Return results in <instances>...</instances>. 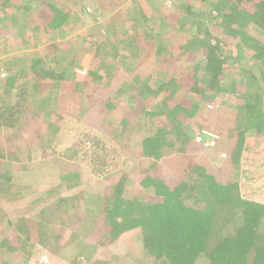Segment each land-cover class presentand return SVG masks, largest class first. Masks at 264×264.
<instances>
[{"label":"trees","instance_id":"16d2710c","mask_svg":"<svg viewBox=\"0 0 264 264\" xmlns=\"http://www.w3.org/2000/svg\"><path fill=\"white\" fill-rule=\"evenodd\" d=\"M95 1L99 6L94 11L108 14L100 6L105 0H89ZM134 1L138 5L123 25L126 32L110 34L106 41L87 36L96 42L91 50L97 55L92 75L79 82L68 74L79 52L64 36L85 12L82 0H0V46L18 39L38 41L35 47L48 54L45 58L37 52L32 70L19 75L15 69L20 62L14 58V69L5 66L11 74L0 75V134L6 141L0 146V163L12 160L9 166L15 169L0 173L1 184L24 176L14 162L20 153L13 135L25 130L27 117L35 122L36 143L50 138L53 133L48 131L67 117L90 127L107 117L108 135L117 143L118 132L150 123L154 129L131 141L148 164L137 163L135 155L128 171L107 177L109 191L93 197L100 202L97 221L82 224L87 212L91 214L89 204L97 207L98 201L87 200L81 207L85 210L77 211L70 209L76 196L62 198L64 210L58 219L47 206L41 217L21 218L14 231L0 237V264H8L16 254L10 238L28 254V247L32 250L36 244L56 252L75 249L79 242L101 251L132 235L138 236L151 264H264V203L242 195L243 186L264 187V72L227 67L232 63L226 53L231 41L225 37L238 39L233 49L240 54L245 50L256 66L258 61L264 65V38L250 29L254 26L264 35V0H211L208 12H193V0H186L175 12L166 8L160 18L145 13L142 0ZM155 18L174 26L170 36L150 29ZM113 40L119 44L110 48ZM146 64L155 66L150 74L143 71ZM15 85L19 93L11 102L6 99L8 88ZM182 90L187 93L179 97ZM223 91L224 103L233 109V125L217 122L213 127L204 121L199 130L190 118L214 108ZM34 108L39 112L30 117ZM188 128L198 129L195 139ZM204 131L225 138V156L198 141ZM77 214L81 221L73 227ZM80 262L76 257L70 264ZM90 264L109 263L93 259Z\"/></svg>","mask_w":264,"mask_h":264},{"label":"rangeland","instance_id":"374dc122","mask_svg":"<svg viewBox=\"0 0 264 264\" xmlns=\"http://www.w3.org/2000/svg\"><path fill=\"white\" fill-rule=\"evenodd\" d=\"M106 1L101 2L100 5L101 7H106L108 14L105 15V13L94 11L99 6L96 1V4H92L89 0H82L85 12L83 14L80 13L79 18L72 23V26L64 36L73 45L74 51L76 53L79 52L78 57H76V64L70 68L72 72L68 73L73 78L77 76L80 80L79 82L92 75L94 68L91 67L95 60L94 56L97 55L95 51L91 50L93 43L96 42L90 41L91 39L87 36L95 35V39H101L102 37L103 41H106L107 38H110V34L126 32L123 25L130 14L136 10V5H138L134 0H113L111 3ZM132 1L133 4L130 5ZM185 1L142 0V4L145 13L152 14L153 12L160 18L161 16H166V8L175 12L174 8L180 6ZM203 1L206 7L201 6V0H193L192 3L195 5L192 6V11L199 12L202 9L205 12L210 11L206 4H210L211 0ZM154 8H158V10H153ZM147 10H151V12L149 13ZM113 20H116V22L113 23ZM207 21L208 19H206V24L208 25ZM151 22L150 29L154 28V31H166L164 37L170 36L171 28L174 26H167L161 22L159 24V20L156 18ZM250 29L253 35L255 33V35L261 36L262 39L264 38V35L257 28L255 29L254 26L250 27ZM225 37L227 41H231L227 44L229 45V49L226 50V53L228 55L227 58H230L232 63L227 64V67H233V70H237L238 72L239 69L242 72V70H252L255 68L258 75L264 72L262 62L258 61L256 66L254 58L245 50L240 54L239 50L233 49L237 45L238 39L231 36ZM14 42L15 44L12 45ZM36 42L30 40L22 42V40L18 39L17 41H12L11 46H0L1 78L11 74L5 66L13 68L14 58L17 59V63L20 62V65L18 64L15 69L19 75L20 72L25 74L27 71L32 70L30 68V66L32 67V58L34 55L39 56L36 54L37 52H40L43 57H47V51H44L43 48L35 47L37 45ZM114 43L116 46L119 44L118 40H113L109 47L113 48ZM80 49L81 51H79ZM131 49L127 48V51ZM56 56L65 58L61 54ZM62 63L63 66H69L70 64ZM154 68V65H152V68H148L146 64L143 71L150 74V70ZM16 85L14 86L15 88H8L11 94H7L8 97L6 99H9L11 102H14L17 93H19ZM262 86L264 88V85ZM228 110L233 111L226 103H224V107H217L214 111V116L208 119L207 123H210L214 127L216 122H220L219 118L215 117L216 114L218 117L221 116L226 119L228 117ZM37 112H39L38 109L34 108L33 113L29 114V116L33 117ZM96 116L100 117L101 115L97 113ZM97 120L99 122H95V125L90 127L81 121L78 122L77 119L67 117L64 121L58 122L57 126H55L56 128L51 129L52 131H48V133H53L48 138L51 140L45 139L41 142L38 139L39 142L36 143L39 134L36 136L35 122H32L27 117L26 123L22 127L25 130L18 135H13V141L15 143L19 142L17 147L20 153V157L14 162L24 176L22 178L16 176L15 180H11L10 183H0V237L2 235L7 236L10 232L14 231L18 223L17 221L21 218L37 219L41 215L42 210L47 206L51 207V210L55 213V218L58 219L64 210V203L61 200L66 197L71 198L76 196V199L70 203L72 207L70 209L74 210L77 208V211L85 210L81 207L85 205V201L87 200L98 201L97 207L88 203V211L91 214L87 212V218L82 221V224L90 225L89 223H92L94 220L97 221V218L100 217L99 210H101L99 199L97 200L93 197L104 195L109 191L110 186L107 177L110 176V173L114 172V174H117L121 170L128 171L130 169L128 165L129 161L133 160L134 158L132 157L135 155H137V163L143 164V166L148 164L146 160L144 161L140 159L141 157L139 158L140 152L131 148L135 144L131 141L137 140L144 133L145 135L151 133L149 130L153 128V125L150 124L151 127H149L148 124V126H144L143 129L138 130L131 129L123 133L118 132L117 135L121 142L117 143L108 135L111 129L105 123L107 117L104 122L102 117ZM47 125L48 123L45 124V128H48ZM5 142L4 136L0 134V146L1 143L4 145ZM11 162L12 160L5 164L0 163V173L3 176L8 170H15L9 166ZM130 172L132 171L130 170ZM5 180L1 178V181ZM242 191V195L247 197L246 195L251 190L243 186ZM85 207L87 208V206ZM78 216L77 214L73 219V227L81 221L80 216ZM55 218H53L54 221H56ZM9 223H12V227L14 228L11 229ZM10 240L9 246L13 247L16 254H11L15 256L8 261V264H70V261L72 262L76 257L81 261L79 264H90L93 259L105 260L109 264H151V261L147 260L144 255L137 235L129 236L127 239L114 243L101 251H97L96 247L86 248L87 245L85 243L79 242L80 244L75 248L76 250L73 246H68L65 250L53 248L56 251H53L54 253L36 244V247L32 248V250L28 247L29 253L25 254L23 250H18L16 240L12 241V238ZM198 264L207 263L202 261V263Z\"/></svg>","mask_w":264,"mask_h":264},{"label":"crops","instance_id":"0c3cea01","mask_svg":"<svg viewBox=\"0 0 264 264\" xmlns=\"http://www.w3.org/2000/svg\"><path fill=\"white\" fill-rule=\"evenodd\" d=\"M135 2V1H134ZM133 4V1L131 2V4L130 5H132ZM186 91L185 90H182V92H180V96L179 97H182V96H184V95H186ZM226 98H225V95H224V91L220 94V96L218 97V101H216V104H215V107L214 108H210V106L209 107H206V108H204L203 109V111L200 113V115H197L198 117H196L195 116V118H190L191 119V122L192 123H195L197 126L196 127H198V129L199 130H201V123L202 124H204L203 122L205 121L206 123H207V121H208V119H211L213 116H214V111H215V109L217 108V107H224V100H225ZM211 107H213V106H211ZM232 108V107H231ZM227 115H228V117L226 118V120H225V118L224 117H221V116H219L218 117V115L216 114V118H219V123L221 124V125H233V119H235V116H234V114L232 113V110L230 111V110H228V112H227ZM221 117V118H220ZM189 121V120H188ZM190 122V121H189ZM190 122V123H191ZM217 123V122H216ZM215 123V124H216ZM151 125H153V123H150ZM208 125H211L210 123H208ZM196 128H194V129H187L188 131H189V133H190V135L195 139L196 138V136H197V134H198V129H196ZM196 131V132H195ZM218 131V130H217ZM222 131H224V130H222ZM224 133H226V131H224ZM224 133H223V135H224ZM222 140V139H221ZM219 141L218 142V145L215 147V148H212V149H218L219 148V150H220V152H219V155H220V157H222L223 155L225 156V154H223L224 153V151H222V149H224V147H222V146H224L225 145V143H226V140H225V138H224V140H222V141ZM206 147V146H205ZM221 153V154H220ZM211 164L213 165L214 164V162H211ZM210 164V165H211ZM264 183V182H263ZM261 186H263V185H259V186H257V185H255V186H250L249 187V189L251 190L249 193H248V195H246L248 198H249V200H253L254 202H260V203H264V187H261ZM261 188H263V190H261V191H258V189H261ZM242 194H243V191H242ZM255 194H257V195H255ZM258 198H259V200H258Z\"/></svg>","mask_w":264,"mask_h":264},{"label":"built area","instance_id":"2783aa9c","mask_svg":"<svg viewBox=\"0 0 264 264\" xmlns=\"http://www.w3.org/2000/svg\"><path fill=\"white\" fill-rule=\"evenodd\" d=\"M206 136V137H203ZM220 137L213 131H204L199 137L198 141L202 142L205 146L214 148L218 144Z\"/></svg>","mask_w":264,"mask_h":264},{"label":"clouds","instance_id":"9594fccd","mask_svg":"<svg viewBox=\"0 0 264 264\" xmlns=\"http://www.w3.org/2000/svg\"><path fill=\"white\" fill-rule=\"evenodd\" d=\"M220 140H218V142H219ZM218 145V144H217ZM215 148V147H214Z\"/></svg>","mask_w":264,"mask_h":264}]
</instances>
